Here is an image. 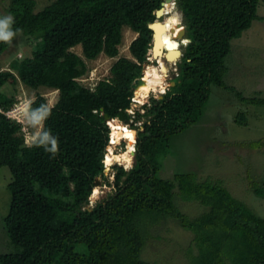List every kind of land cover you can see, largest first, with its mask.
<instances>
[{
	"label": "trees",
	"instance_id": "obj_1",
	"mask_svg": "<svg viewBox=\"0 0 264 264\" xmlns=\"http://www.w3.org/2000/svg\"><path fill=\"white\" fill-rule=\"evenodd\" d=\"M160 4L161 0H51L36 10L35 0H9L6 11L15 34L10 42L0 41V55L19 34L32 40L33 49L31 56L12 60L9 66L15 74L5 75L33 89H56L58 99L52 106L41 94L30 101V116L35 111L47 114L37 143L26 146L21 124L3 113L11 102L0 92V167L11 173L3 227L14 247L13 252L0 253V264H151L141 255L146 226L167 216L193 234L191 264H264L263 217L220 181H199L193 172H176L172 178L158 174L172 137L202 115L211 85L232 92L243 104L264 107V93L244 96L224 81L231 41L260 18L258 0H176L187 37L174 85L161 98L151 97L149 107L131 118V85L142 76L152 43L148 25ZM124 26L138 33L129 46L134 60L118 57L110 77L94 88L81 84L85 59L118 55ZM156 37L157 43L167 38L166 59L175 61L177 45L169 43L170 33L160 29ZM77 45L82 56L71 50ZM147 69L135 93L148 86ZM104 114L137 131L135 161L129 170L115 166L114 192L89 209L84 206L94 181L104 176L102 160L109 140ZM141 117L145 120L135 125ZM235 123L244 125L245 115L239 112ZM46 133L57 140L55 153L46 150L50 142L38 144ZM117 139L112 138L106 157L114 154ZM249 145L262 147L264 138ZM263 187L264 179L250 185L260 197ZM175 190L182 200L198 202L203 212L194 217L184 213L174 203Z\"/></svg>",
	"mask_w": 264,
	"mask_h": 264
},
{
	"label": "rangeland",
	"instance_id": "obj_2",
	"mask_svg": "<svg viewBox=\"0 0 264 264\" xmlns=\"http://www.w3.org/2000/svg\"><path fill=\"white\" fill-rule=\"evenodd\" d=\"M35 1L36 10H39L51 0ZM8 2L9 0H0V19L9 16L6 11ZM167 11L168 8L163 14L164 18L161 16L162 18L159 19L155 14V20L162 24L160 29L170 33L169 43L172 44L175 41L180 54L175 61H167L165 56L168 49L167 38L157 43V46L161 45L158 49L163 51L162 54L158 53L153 56L151 48L148 49L146 60L142 63V76L140 77H144V71L149 67L147 69L146 99L142 98L143 101L132 102L130 106L132 113L128 112L131 118L136 111L143 113L146 107H149L151 97L161 98V95L168 86L172 85L173 79L177 76L178 64L187 37V35L183 36L185 41L181 37L179 24L180 22L184 24L185 18L175 6L169 7V13H166ZM167 14H173L176 19L167 16ZM257 15L260 18L254 20L250 28L245 30L239 38L231 41V52L225 60L227 66L224 76L225 83L235 87L244 96L264 93V0H258ZM155 29L156 32L160 30L158 27ZM137 36V32L124 26L121 43L118 46V55L108 57L101 53L95 59H85L86 71L78 79L80 83L86 87L94 88L99 80L110 77V67L118 57L134 60L129 46ZM32 49V40L19 34L13 45L11 44L0 55V92L6 95L11 102L10 107L6 110H12V115L20 120L21 127L25 126L24 132H21L23 136L25 135L26 146L32 144L42 128V119L38 123H31L29 110L27 111L30 101L36 94L43 95L49 106L54 105L58 99V90L56 89L45 86L33 89L24 85L18 78L13 79L11 76L5 75L6 72L15 74L10 69V62L16 58L20 60L31 56ZM71 50L82 56L80 45ZM159 57L168 71L163 73L162 86L157 83L153 72L150 71L152 65H157ZM239 112L245 115L244 125L235 123V116ZM115 120L124 124L118 119ZM144 120L145 117H141L135 125H140ZM106 124L109 128V140L102 160L104 176L95 179L94 188L84 208L91 209L98 201L107 198L114 192L113 177L116 165L122 166L125 170H129L134 165L135 154L133 155V149L128 144L135 149L131 130L134 132L135 139L137 131L124 124L127 128L124 132L125 136L118 133L115 137L118 138L117 142L112 146L114 154L106 157L110 137H112L108 121ZM262 138H264V107L243 104L232 92L211 85L209 98L203 108L202 115L196 123L172 137L169 152L162 159L158 174L162 178H172L176 172H193L199 181H220L232 196L243 201L255 213L264 218V196H257L250 188L252 182L261 184L264 179V146L255 148L249 145L250 142ZM10 179L11 173L8 167H0V253L14 251L3 227V220L8 213L10 203V191L7 188ZM106 180L109 183H106ZM174 203L190 217H194L204 210V207L198 202L182 200L177 190H175ZM146 230L147 239L141 251L143 259L151 264H191L188 261V251L196 250L193 234L181 228L175 219L168 216L163 217L148 224Z\"/></svg>",
	"mask_w": 264,
	"mask_h": 264
},
{
	"label": "bare ground",
	"instance_id": "obj_3",
	"mask_svg": "<svg viewBox=\"0 0 264 264\" xmlns=\"http://www.w3.org/2000/svg\"><path fill=\"white\" fill-rule=\"evenodd\" d=\"M164 13H165V8L163 10L159 9V10L156 11V14H157L158 18L161 17L162 14H164ZM179 54H180V51H178V47H176V57L177 58H178ZM160 58L161 57H159L158 60H157V65L158 66L157 65L156 66L152 65L151 68H150V71L153 72V74L155 76V80L157 81V83L162 86V80L164 78L163 73L166 72L167 70H166L164 62ZM146 92H147V88L146 87H141L139 90H137L136 93H135V99H136L135 101H138V102L141 101V100L143 101L142 98L146 97ZM108 124L111 127L112 138L113 137L114 138L117 137L118 133L122 134V136H125L124 132H126V130H127L126 126L118 124L117 121L113 120V119L109 120ZM131 131L133 132V130H131ZM133 136H134V132H133ZM134 141H135V137H134Z\"/></svg>",
	"mask_w": 264,
	"mask_h": 264
},
{
	"label": "clouds",
	"instance_id": "obj_4",
	"mask_svg": "<svg viewBox=\"0 0 264 264\" xmlns=\"http://www.w3.org/2000/svg\"><path fill=\"white\" fill-rule=\"evenodd\" d=\"M13 24V19L11 16H6L2 19H0V41H5V42H10L13 35L15 34L12 31L11 25ZM47 112H40V111H35L31 114V123L35 124L38 123L44 115H46ZM34 143L36 142V139L34 138L33 140ZM50 142L51 147L47 148L46 150L51 151L55 153L57 151V140L50 136L48 133L45 134L43 139L38 143L40 144H46Z\"/></svg>",
	"mask_w": 264,
	"mask_h": 264
},
{
	"label": "water",
	"instance_id": "obj_5",
	"mask_svg": "<svg viewBox=\"0 0 264 264\" xmlns=\"http://www.w3.org/2000/svg\"><path fill=\"white\" fill-rule=\"evenodd\" d=\"M175 3H176V0H161V4H160V8L159 9H164L165 7H174V5H175ZM158 10V9H157ZM155 14H156V10H155ZM157 15V14H156ZM162 16H163V14H162ZM158 18V17H157ZM160 18H162V17H159V19ZM163 18H164V16H163ZM162 24L160 23V22H158V21H156V20H154L153 22H151L149 25H148V27H149V29L152 31V44H151V54L154 56V55H156V54H162L163 53V51L162 50H159L158 49V46H157V37H156V29H155V26H157L159 29H160V26H161ZM180 32H181V37L183 38V36H186L187 35V28L185 27V25L184 24H182L181 22H180ZM183 40H184V38H183ZM182 40V41H183ZM157 59V58H156ZM142 82V78H136L135 80H134V82L132 83V85H131V87H132V89L133 90H135L136 88H137V86L140 84ZM172 85H174V81H172ZM172 85H170V86H172ZM103 118H104V121H108L109 122V120H112V119H109V117L106 115V114H104L103 115ZM135 141H136V139H135ZM135 141H134V143H135ZM133 143V144H134ZM132 153H133V155L135 154V149L133 148V151H132Z\"/></svg>",
	"mask_w": 264,
	"mask_h": 264
},
{
	"label": "built area",
	"instance_id": "obj_6",
	"mask_svg": "<svg viewBox=\"0 0 264 264\" xmlns=\"http://www.w3.org/2000/svg\"><path fill=\"white\" fill-rule=\"evenodd\" d=\"M132 99V102H136L135 101V99L132 97L131 98ZM134 99V100H133ZM29 109H27V111H28ZM129 113H132V110L131 109H128L127 110ZM8 118H11V119H14V120H16V121H18V122H20V120L18 119V118H16V117H14V115H12V110H6V111H4L3 112ZM28 113V112H27ZM30 115V114H29ZM24 129H25V126H22L21 127V131L22 132H24ZM24 137H25V135H24ZM112 141V137H110V142Z\"/></svg>",
	"mask_w": 264,
	"mask_h": 264
}]
</instances>
